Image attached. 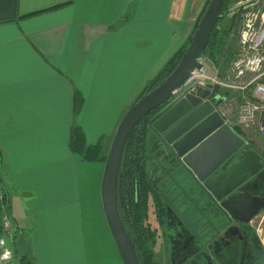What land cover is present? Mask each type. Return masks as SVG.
Segmentation results:
<instances>
[{
	"label": "crops",
	"instance_id": "obj_1",
	"mask_svg": "<svg viewBox=\"0 0 264 264\" xmlns=\"http://www.w3.org/2000/svg\"><path fill=\"white\" fill-rule=\"evenodd\" d=\"M196 2L0 0V164L7 172L0 191L6 195L16 234L21 229L23 249L33 264H88L80 188L86 177L80 169L95 161L71 151L72 126L81 129L85 144H100L101 155L106 156L118 123L145 83L187 42L204 5L198 7ZM171 26L178 32L174 36ZM75 90L83 99L76 115ZM245 129L235 131L263 158L264 137ZM157 149L163 160H157L154 172L161 178L156 173L165 164L161 162L169 160V153ZM99 162L103 163L92 184L100 197L104 161ZM180 164L174 168L191 173ZM253 181L264 190V165L238 189L249 191ZM165 189L171 195L170 186ZM195 192L189 198L194 205L212 198L207 189ZM182 196L171 197L182 205ZM202 211L209 212L208 207ZM64 214L74 220L75 231L55 228L59 241L52 243L49 221L62 224ZM70 233L72 240L64 235ZM46 253L54 255L55 261H46ZM249 255L250 264L259 263L256 247L246 255L251 260Z\"/></svg>",
	"mask_w": 264,
	"mask_h": 264
},
{
	"label": "water",
	"instance_id": "obj_2",
	"mask_svg": "<svg viewBox=\"0 0 264 264\" xmlns=\"http://www.w3.org/2000/svg\"><path fill=\"white\" fill-rule=\"evenodd\" d=\"M223 1H209L178 64L164 81L129 106L116 127L104 162L100 199L104 218L123 264H140L117 208V176L124 144L140 119L169 102L172 91L182 85L193 69L201 67L197 58L204 53L211 31L223 16L220 12ZM225 65L224 60L219 67V76ZM217 91L218 85L214 84L211 90L199 87L185 93L153 122L148 130V142L159 138V144L168 146L203 188L211 193V201L224 210L227 220L233 221L225 229L226 234L229 228L248 223L264 209V192L258 194L238 189L248 178L257 175L264 163L262 156L248 146L233 128L223 124L220 115L213 111L212 103L223 101V97L214 101ZM163 145L160 147L166 150ZM223 224L227 225L226 222Z\"/></svg>",
	"mask_w": 264,
	"mask_h": 264
},
{
	"label": "trees",
	"instance_id": "obj_3",
	"mask_svg": "<svg viewBox=\"0 0 264 264\" xmlns=\"http://www.w3.org/2000/svg\"><path fill=\"white\" fill-rule=\"evenodd\" d=\"M209 1L210 0L205 1L198 17L196 18L192 32L187 42L180 46L178 49H176L169 56L164 66L157 72V74L145 83L142 91L139 93L135 101L150 92L151 90H153L162 81H164L165 78L172 72V70L178 64L182 54L184 53L189 42L191 41L193 33L196 30L198 22L202 14L204 13ZM233 1L234 0L223 1L220 11L223 14L222 18H220L221 20L225 18L226 9ZM220 19L217 21L215 27L211 31L207 47L204 51V53L208 54L211 59L214 60V63L219 64V66H221V62H219L217 56L222 53L226 43L228 44L231 40L232 42L235 41V37H232V33L237 30L236 18L229 19V23L226 24L222 29H219L218 27ZM234 52L235 46L232 56ZM231 57L228 59V61L231 59ZM82 101L83 99L80 91L75 90L73 103L74 115L79 112L82 105ZM169 106V102H166L164 105L158 106L154 110L144 115L140 119V121L133 127L124 144L118 168L117 208L120 218L125 226V229L133 242L140 264H159L154 259L153 250H151L149 247L151 245V241L156 244V235H154V233H151L150 227L143 226L142 218L136 212V208L139 206L138 208L140 210H142L143 208V210L145 211L146 207L148 206V202H151L152 199L156 202L158 206H163L165 203L163 201V199L165 198V192H163V190L161 188H158L157 186L158 182L161 181L162 176L161 178L158 176L156 180L153 181L152 167L149 169L147 164L148 151L152 148V145L154 144L148 142V130L149 128H152L153 122L158 117H160L167 110V108H169ZM154 142L156 143V141ZM69 147L72 152L79 154L83 160L105 161L106 156L101 155L100 144H85L83 133L81 129L76 125H73L71 129ZM157 148H160V146L158 145L154 148V150ZM176 166V163L172 165V167ZM156 188H158L159 190H157ZM162 194H164L163 197ZM4 207L5 213L9 214L5 194H3V200L2 202H0V219L3 215L2 213H4ZM16 232L17 227L13 230L14 242L12 243L8 237H12L13 235L8 236L9 232L2 228L0 222V237H5L7 239V242L11 243L8 244V246L11 247L12 251L16 250V245L19 241V238H22V235H20L19 237ZM17 238L18 241L15 240ZM253 241L257 249L256 256L260 263L263 261L264 258V248L256 232L254 233ZM20 253L21 254L18 253L19 256L17 254L18 262L20 264H33L27 252L23 251Z\"/></svg>",
	"mask_w": 264,
	"mask_h": 264
},
{
	"label": "built area",
	"instance_id": "obj_4",
	"mask_svg": "<svg viewBox=\"0 0 264 264\" xmlns=\"http://www.w3.org/2000/svg\"><path fill=\"white\" fill-rule=\"evenodd\" d=\"M225 17L236 18L237 37L235 52L222 75H218L219 69L210 73L215 65L210 56L203 53L197 58L201 67L193 69L182 85L172 91L169 103L199 87L211 90L217 84V93L222 92L223 101L212 105L223 124L234 130L251 128L264 137V0H234L226 9ZM0 222L11 236L16 227L8 214H3ZM259 239L264 245V237Z\"/></svg>",
	"mask_w": 264,
	"mask_h": 264
},
{
	"label": "rangeland",
	"instance_id": "obj_5",
	"mask_svg": "<svg viewBox=\"0 0 264 264\" xmlns=\"http://www.w3.org/2000/svg\"><path fill=\"white\" fill-rule=\"evenodd\" d=\"M196 1H197L196 5L200 7L202 6L205 0H196ZM92 6L95 7L96 4L92 3ZM96 9L100 10L98 7ZM164 12H165V8L162 9L161 13H164ZM191 12L194 15L196 14V11L193 12L192 10ZM228 23H229V18L225 17L218 23L219 25L218 27L223 28V26ZM171 28H172V31H171L172 36H174L175 33H178L175 26H171ZM221 54L217 56V58L219 59V62L221 61ZM211 61L214 63L213 59H211ZM214 65H215V68L212 69L210 73H212V71L214 72L216 69H219L218 68L219 64L214 63ZM221 95H222V92H218L217 95L215 96L214 101L215 100L217 101V99L222 98ZM250 129H245V130L248 131ZM253 132H254L253 134L255 135V137H259L257 136V133L255 131ZM154 141H156V143ZM151 143H154V144L152 145V148L148 151L147 164H148L149 169L153 167L154 165L157 166V162H158L157 160H160V159L163 160V157H158L159 155L156 152L158 149L154 150L155 147L160 145L159 138H157L156 140H153ZM163 147L166 148V151H168L167 153H169V160L161 162L165 164L162 165L161 169H159V171L156 173V174L161 173L162 178L160 181V185L170 186V191H171L170 196L178 197L179 195H182V194L185 195V196L180 197V199H182L183 201L182 205L179 203V201L175 202L174 199H173L174 201L173 204L175 206H179L180 210L182 211V214L189 222L194 221L195 218L199 216V214L195 212L197 211L196 208L194 210L195 202L194 203L191 202L192 200H189V198L193 196L195 197V193H196L195 191L197 190V187H198L197 179L191 173L189 174L188 171H185L183 167L176 168V169L172 167L174 163H176L178 166H181L180 161L177 159L175 154L168 148V146L165 147V145H163ZM102 163L103 162H99V161H95V163L91 162L87 167L84 168L85 170H83L82 167L80 169L81 170L80 174L83 171L86 177L83 183L80 185L81 203H82L81 218H82L83 227H84V233H83L84 235L83 240H84V245H85L84 250L88 254L86 257V261L88 262V264H117L116 261H118L119 264H123V261L120 257V254L117 250L115 242L110 234L106 220L104 218L100 197H99V194H97V187L93 186L92 184V178L94 174L97 175V172H99ZM167 168L170 169L169 173L166 170L162 171V169H167ZM6 176H7V172H6L5 165L0 164V186L6 185V183L3 180V177H6ZM191 190H194V194L191 193L192 192ZM11 208H12V212H15L14 206H12ZM150 211L151 209L149 210V214L146 217L149 222L153 221L151 220L153 216H152V212ZM206 213L208 216H211L210 212L206 211ZM2 214H5V207H4V213ZM8 217L10 218L12 224H14L15 227H17V223L15 224V221L11 217V215L8 214ZM59 221L62 224H60L58 220L56 222L49 221L50 226H49V230L47 234H49L48 240L52 243L55 241H59V239L57 238L58 237L57 234H55L54 232L55 228L63 227L64 228L63 231L65 229L68 230V228H70L73 230L72 233H74L75 231L74 220L66 218L65 214H64V217H62ZM153 222L155 223V221ZM250 224H251V227L255 230L259 238L261 236L264 237V210L260 212V214L255 216L250 221ZM29 227L31 228L32 226H29ZM32 231H33L32 228L27 229V233L29 234V237L32 235ZM72 233L68 235L66 234L64 235L69 240H72ZM12 235H13L12 237H8V238L13 243L14 242L13 231H12ZM18 235L19 236L21 235V229L18 231ZM8 236H10V234H8ZM23 239H24V236H22V238L21 237L19 238V241L16 245V250L12 251L11 247L8 246V244H11V243H8L5 237H0V264H20L18 262L17 254L18 253L21 254L20 252L24 251ZM156 239H157L156 244H154L151 241V245L149 246L150 249L153 250L154 252V259L159 264H172L169 262L167 254L164 251L166 247V242L162 241V239L158 241V236ZM79 249L80 251H82L81 247ZM72 258H74V254L72 257L67 258V260L72 259ZM46 261L48 262L55 261L54 255L46 253Z\"/></svg>",
	"mask_w": 264,
	"mask_h": 264
},
{
	"label": "flooded vegetation",
	"instance_id": "obj_6",
	"mask_svg": "<svg viewBox=\"0 0 264 264\" xmlns=\"http://www.w3.org/2000/svg\"><path fill=\"white\" fill-rule=\"evenodd\" d=\"M221 21V19H220ZM219 21V22H220ZM225 26V25H224ZM223 26V27H224ZM219 29H222L219 27ZM231 37V36H230ZM235 41L224 46L221 54V63L232 56L237 37V30L232 33ZM234 44V45H233ZM225 58V59H224ZM220 66L218 65V68ZM154 166L152 167V180L155 181L158 176L155 175ZM158 188L165 192V202L163 206H158L152 199L148 202L145 211L136 208V212L142 218L143 226L150 227L151 233L158 236V240L166 242L164 249L169 262L172 264H250L252 255L246 257L248 250L254 247V229L251 227L250 221L242 223L239 227H232L224 234L225 229L232 224V220H227V216L223 214L215 201L207 200L201 203V206L195 204L199 216L194 221L189 222L182 212L173 204L172 197L165 190V185L161 186L158 182ZM197 192L202 194L203 186L198 182ZM258 181H253L250 192L263 193L264 190L259 189ZM156 188L157 190H159ZM164 194H162L163 197ZM150 203V204H149ZM197 203V202H196ZM200 204V203H199ZM153 210H152V207ZM151 207L152 218L148 221L149 208ZM204 207H208L211 216H206L203 213ZM264 210V209H263ZM263 210L259 211L262 212ZM257 214V215H258ZM256 215V216H257ZM227 220V221H226ZM223 222H226V227H223ZM224 234V235H223ZM157 242V241H156ZM155 242V243H156Z\"/></svg>",
	"mask_w": 264,
	"mask_h": 264
}]
</instances>
